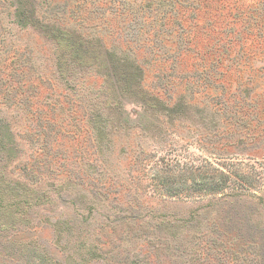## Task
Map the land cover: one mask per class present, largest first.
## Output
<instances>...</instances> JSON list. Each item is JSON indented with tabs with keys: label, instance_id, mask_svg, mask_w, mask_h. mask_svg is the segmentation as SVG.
<instances>
[{
	"label": "rangeland",
	"instance_id": "374dc122",
	"mask_svg": "<svg viewBox=\"0 0 264 264\" xmlns=\"http://www.w3.org/2000/svg\"><path fill=\"white\" fill-rule=\"evenodd\" d=\"M82 3L52 0L47 12H55L65 27L81 23L86 28L84 36L95 26L105 46L119 51L117 56L137 60L143 69L142 88L157 95L162 104L155 114L149 102L143 110L132 106L142 125L148 128L150 122H157V127L148 131L153 138L136 163H125L127 153L118 142H114L110 157L106 156L119 178L133 180L132 186L142 195V200L134 201L135 209L126 204L133 199L129 188L115 183L111 187L116 194L107 192L106 209L97 205L96 212L83 215L96 203L81 192L83 187H70L62 191L61 200L51 209L53 214L64 218L75 213L87 218L92 234L81 236L94 239L105 252L103 260L91 264L128 263V253L114 249L126 234L116 219L140 212L146 222L154 218L164 226L157 233L163 240L157 251L135 247L145 264H264V45L255 38L264 39V15L256 14L258 9L264 11V0H102L95 3L97 7L90 1H85L87 6ZM6 15L7 11L0 10V31L1 26L13 28ZM14 65L0 73L13 70ZM22 79L25 89L28 77ZM5 85L0 84V98L7 96V104L14 102L15 107L22 96L15 91L14 97L5 94ZM39 100L38 96L33 104ZM62 102L36 110L30 106L21 121L11 120L13 112L7 105L0 107L3 105L1 111L11 124L16 122L27 130L26 136L31 138L27 163L33 164L34 172L49 177L47 183L57 181L53 176H66L86 183L89 190H101L106 185L93 187L80 166L91 161L96 152L84 127L86 115L76 104L68 108L69 103ZM57 104L63 109L58 110ZM60 111L74 116L75 122L63 118ZM236 140L241 142L233 154ZM134 148H126L128 154ZM219 171L231 178L225 195L198 191L200 177ZM233 179L241 186L230 196L235 190ZM116 205L120 211L115 208L114 214L106 213ZM105 216H109L107 221ZM38 222V218L34 220V230L18 236L37 239L54 259L63 262L66 256L53 246L52 229ZM227 222L236 226L239 238L232 249L224 245L230 235L222 228H227ZM129 229L138 235L141 232H134L145 230L137 223ZM169 235H174V240Z\"/></svg>",
	"mask_w": 264,
	"mask_h": 264
},
{
	"label": "trees",
	"instance_id": "16d2710c",
	"mask_svg": "<svg viewBox=\"0 0 264 264\" xmlns=\"http://www.w3.org/2000/svg\"><path fill=\"white\" fill-rule=\"evenodd\" d=\"M51 1L0 0V10L7 11V19L10 18L13 24V28L9 30L1 26L0 70L9 67L12 63L15 64L13 70L0 73V84H6L5 94L14 97L15 91V93L20 92L22 96V102L18 100L13 107L14 102L7 104L9 98L3 95L0 98V105H7L8 109H12L13 113L10 114L12 121L17 118L21 121L25 118L22 116L23 111L28 110L30 106L36 110L39 106L47 107L53 102L57 103L58 100L63 101V105L69 103L68 108L76 104L82 114L86 115L84 127L88 130L96 151L92 160L89 159L91 161L80 165L82 173L89 181L92 179L93 187L106 185L101 188L106 190L104 192L100 189L89 190L86 188V183H77L66 176H53L57 181L53 179L52 183H47L50 178L34 172L31 167L33 164L27 163V156H30L27 151L31 141V138L26 136L27 130L23 131L24 127L21 124L15 125L16 122L11 124L9 116L3 115L1 111L2 105L0 107V264L10 262L91 264L103 260L105 256V252L102 251L103 246H98L92 238L81 236L92 234V228L83 215L88 217L93 211L96 212L97 205L106 209L108 193L113 191L116 194V190L111 187L115 183L125 184L129 188L133 199L126 200V204L132 210L135 209L134 201L142 200V195L140 196L138 190L132 186L134 181L130 180V183L129 180L119 178L114 171L115 167L106 156L115 147L114 142H118V146L122 145L121 151L127 153L125 163L129 164L130 161L132 164L136 163L147 141L153 138L149 136L148 131L156 128L157 122H150L148 129L147 126L139 123V114L133 112L132 106L143 110L149 102L155 114L162 104L157 95H150V92L142 88L143 69L136 59L131 57L132 61H130L126 55L117 56L116 52L119 51L105 46L98 37L95 26L88 36H84L86 28L81 23L78 26L65 27L55 12L48 14ZM85 1H90L92 5L98 4L97 1L102 2V0H83L82 5H86ZM185 3L189 2L185 1ZM256 14L261 17L264 11L258 9ZM255 38L258 43L264 45V39L259 36ZM18 51L21 54L18 55ZM11 53L13 54L9 56L11 58H7ZM3 75H6L5 79ZM27 77L28 83L23 89L22 78ZM38 96L40 102L33 104V100H37ZM60 106L61 104H57L58 110L63 109ZM60 114L68 121L75 122L74 116L67 117L64 111H60ZM42 140H45L44 134ZM239 142L241 141L236 140L233 144V154ZM133 146L135 148L128 154L126 148ZM130 177L135 180L134 176L130 175ZM198 181H200L198 191L218 194L220 197L225 195L226 188L231 184L230 176L223 171L213 173L211 176H202ZM232 184L235 190L230 196H235L239 192L236 189L241 184L237 185L235 179L232 180ZM48 186L51 187L47 188ZM70 187L77 189L83 187V190H79L92 196L91 200L96 204L86 208L82 216L72 213L62 218L61 215L53 214L51 209L58 200H61L62 191L69 190ZM115 208H118L117 205L107 209L106 213L115 212ZM220 208L223 209L224 206ZM141 213L135 215L125 213L116 219L117 224L124 226L122 232L126 234L121 237L118 246L114 249L119 253H128L125 256L127 264H145L139 254V248L142 246L150 247L155 251L163 246V240L157 236L159 231H163V223L161 225L153 220L154 218L146 222L141 218ZM37 218L38 224L52 229V244L66 256L63 262L54 259L37 239L18 236V233L34 230L37 226L34 220ZM107 218L109 216L104 217L105 221L108 220ZM134 223H137V227H144L145 230L134 232H141L139 235L131 233L129 226H133ZM222 223L225 225V221ZM226 227L222 228L230 235L224 245L227 249H232L239 243L237 228L229 222ZM197 230L198 225L195 228V231ZM169 236L174 240V235ZM74 237L76 239L71 244ZM194 245L196 250L198 242ZM248 245L255 247L254 244ZM136 246L139 247L137 252L134 251ZM230 258L231 262H235L234 257ZM116 264H125V260Z\"/></svg>",
	"mask_w": 264,
	"mask_h": 264
}]
</instances>
